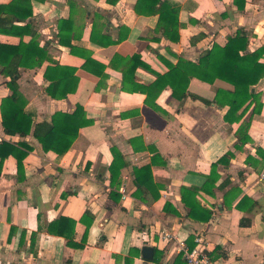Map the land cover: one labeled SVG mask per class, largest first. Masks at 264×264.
Returning a JSON list of instances; mask_svg holds the SVG:
<instances>
[{"label": "crops", "instance_id": "0c3cea01", "mask_svg": "<svg viewBox=\"0 0 264 264\" xmlns=\"http://www.w3.org/2000/svg\"><path fill=\"white\" fill-rule=\"evenodd\" d=\"M137 1H31L37 56L45 50L48 59L41 67L19 68L25 112L35 126L80 105L92 123L63 156L45 152L34 129L26 137L6 134L1 104L12 95L11 78L0 65V146L25 152L19 144L26 143L32 149L22 169L14 155L0 168V264H186L180 242L193 249L196 237L218 264H264V78L253 88L259 107L252 104L232 124L225 121L229 108L214 103L218 90H234L226 82L193 78L182 101L170 87H154L169 72L160 57L174 65L178 58L196 62L239 29L251 51L264 49V0H245L243 11L234 0H162L177 12V42L164 37L162 17L137 13ZM15 3L10 14L2 13ZM27 6V0H0V24L24 27L29 21L15 20L14 12L22 16ZM15 35L0 34V44L33 40L31 34ZM57 65L72 69L71 85L78 79L62 100L46 94L52 82L46 70ZM243 124L249 127L239 133ZM228 153L233 156L221 161ZM114 161L121 168L112 183ZM146 166L152 177L138 192L134 170ZM192 187L207 189L188 198L211 213L206 222L200 211L198 221L188 217L181 192ZM242 220L250 224L242 226ZM166 230L178 240L162 242ZM67 235L84 248L69 246ZM144 247L154 248L153 260L142 257Z\"/></svg>", "mask_w": 264, "mask_h": 264}, {"label": "trees", "instance_id": "16d2710c", "mask_svg": "<svg viewBox=\"0 0 264 264\" xmlns=\"http://www.w3.org/2000/svg\"><path fill=\"white\" fill-rule=\"evenodd\" d=\"M19 1V0H16ZM27 13L19 15L14 12L15 20L20 22H28L32 17V0H27ZM245 0H234V3L238 6L240 11L244 10ZM17 3L12 4L10 7L1 8L2 13L10 14V9L15 10ZM19 7V6H18ZM136 11L138 14H153L159 15L162 22L165 25L162 28L165 38L172 42L179 41L178 32L173 28L175 22L178 21L177 12L173 9H169L166 3L162 0H138ZM164 16V18H163ZM167 17V18H166ZM175 19L174 22L171 20ZM164 20V21H163ZM9 20H1L0 34L15 35L20 34L21 38L24 34H31L33 40L25 45L23 42L18 46H5L0 44V65L3 66L2 73L11 78L8 83L12 95L2 101L1 113L2 124L6 134L15 136L20 135L26 137L30 135L33 130L34 137L40 142L45 152H54L59 156L66 154L72 147V144L79 135V131L84 126L89 125L92 121L86 119L85 111L79 105L72 114L56 113L52 117L51 123L42 125H35L31 115L25 112V106L27 104L26 99L20 93L19 84L17 82L20 72L19 68L32 69L41 67L42 64L48 59L45 50L38 51L37 56V42L36 32L32 27V21H29L24 27H17L14 25V21H11V25L8 27ZM66 21L64 20L63 23ZM19 31V32H18ZM176 33V37H175ZM16 36V35H15ZM61 43L63 36L60 33ZM93 35L91 36V38ZM43 54V55H41ZM264 55V49L260 48L256 51L249 49V39L246 32L243 29H239L234 37L229 38L225 46L214 44L211 49L203 52L196 62L188 61L184 58H178L177 64H172L163 57H160L168 66L169 72L165 75H159L158 79L154 83V87L164 89L167 86L172 90V96L180 101L190 96L188 88L190 81L195 78L204 83L213 85L217 80L226 82L234 87L233 91L218 90L214 103L220 107H228L229 110L225 115V121L229 123L240 122L245 112L250 108L252 104H256V107L260 105V95L253 92L254 86H256L260 80L264 78V64L260 62ZM139 57L132 58V61L138 60ZM91 60L90 58L87 59ZM92 61V60H91ZM72 69L64 68L60 65L56 67H48L45 73V77L52 80L49 87L46 89V94L55 100H62L67 98L68 94L75 91L78 86V79H76L74 85H71V79L69 80V74ZM56 75L58 78H56ZM123 89H127L123 85ZM142 89V88H141ZM142 91H147L142 89ZM147 94V93H145ZM192 98H197L191 95ZM149 97V96H148ZM148 100V98H147ZM146 100V102H148ZM156 108V106H155ZM244 108L241 115L237 116L238 112ZM249 124H243L239 133L248 129ZM240 141L245 142L246 138ZM26 149L25 152H18L13 147H8L7 143H2L0 146V168L3 161L10 155L17 156L19 170L23 167V161L32 149L26 146V143L19 144ZM116 154V151H114ZM233 155L228 153L223 160L231 158ZM118 158V157H117ZM122 166H125V162H121ZM118 162L114 161L111 165L112 183L115 180V172L120 169ZM213 171V169H212ZM135 182L138 187V192L142 191V188L146 183V178L151 180L152 173L151 167L146 166L141 169H135ZM152 190L151 186H147ZM200 190H206V188H182V200L184 204L190 207L188 217L198 221L199 217L197 212H203L205 216H201V222L210 220L211 213L206 212L195 207L194 204L189 203L188 198H194ZM141 196L136 195V197ZM155 198H158L156 194ZM245 197L239 202L236 208H241V204ZM197 205V204H195ZM63 221V219H61ZM60 220V221H61ZM74 227L75 222L70 221ZM250 224L249 221L241 222L242 226ZM71 235H67L68 245L75 248H84V244L76 245L71 240ZM195 245H191L190 248H194Z\"/></svg>", "mask_w": 264, "mask_h": 264}, {"label": "built area", "instance_id": "2783aa9c", "mask_svg": "<svg viewBox=\"0 0 264 264\" xmlns=\"http://www.w3.org/2000/svg\"><path fill=\"white\" fill-rule=\"evenodd\" d=\"M120 192L123 200L128 198L127 190L124 186L120 189ZM160 237L162 242L167 243L173 240H178L177 235H174V233L167 230L164 231ZM180 243V251L184 255L186 264H218L217 262L213 261L209 256L207 247L201 237L195 238L196 246L193 249L187 248L183 241H181Z\"/></svg>", "mask_w": 264, "mask_h": 264}, {"label": "water", "instance_id": "95a60500", "mask_svg": "<svg viewBox=\"0 0 264 264\" xmlns=\"http://www.w3.org/2000/svg\"><path fill=\"white\" fill-rule=\"evenodd\" d=\"M142 257L146 260H153L154 258V248L144 247L142 249Z\"/></svg>", "mask_w": 264, "mask_h": 264}]
</instances>
